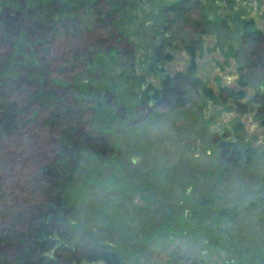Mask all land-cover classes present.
<instances>
[{
    "label": "rangeland",
    "instance_id": "rangeland-1",
    "mask_svg": "<svg viewBox=\"0 0 264 264\" xmlns=\"http://www.w3.org/2000/svg\"><path fill=\"white\" fill-rule=\"evenodd\" d=\"M211 1L203 0L204 12H214L207 8ZM236 1L264 30V0ZM219 2L224 7L232 6L230 0ZM46 3L0 0V35L5 41L0 47V67L8 63V77L15 73L18 64L31 62L34 79L49 82V92L70 99L73 96L79 102L83 122L75 124L72 133L65 131L64 150L60 143L56 149V136L49 131L34 133L33 140L27 134L28 141L9 136L0 139V177L7 176L5 169H18V164L37 160L46 168L41 178L50 183L62 182L66 170L55 160L62 157V162L77 165L71 184L64 186L61 193L53 189L48 201L50 215L56 213L61 195L64 202L59 221L53 223L62 234L56 236L55 243L71 245L84 253L113 251L118 255L117 264H264V252L243 253L233 250L225 241L211 242L206 237L211 228L204 226L205 215L199 204L210 197L213 180L225 164L218 157V143L232 142L240 150L253 145L264 148V125L250 119L252 115L259 121L255 113L258 106L247 101L252 94H264V68L249 65L251 59L234 37L230 50L216 46L223 37L208 36L205 32L199 37L197 32L176 25L172 30L174 53L168 70L182 69L191 60V55L178 45L180 39L188 44L192 39L200 41L201 49L194 53L197 74L213 92L219 85L238 89V78L246 77L248 84L241 87L244 96L238 102H221L216 97L202 98L198 92L187 89L188 102L182 108L142 107L132 111V105L138 102L129 85L119 91L106 85H123L124 76L118 74L126 65L137 63V47L132 54H122V44L117 41L112 48L87 49V56L81 60L66 61L69 49L83 50L103 32L88 11L77 15L87 32L73 43L63 46L46 31L31 38V45L19 53L14 41L23 40L19 33L21 24H28V17L34 23L37 10H44ZM106 6L107 3L103 7ZM216 13L221 15L225 11L219 9ZM155 15L147 14L146 18L153 20ZM136 20L126 26L132 29ZM136 30L139 35L143 32V28ZM218 31L223 36L228 33L222 27ZM228 53L237 55L226 57ZM240 65L245 69L238 68ZM15 79L6 82L5 90L19 91L16 94L21 106L29 111L24 116L34 123L45 112L39 101L32 99L41 86L26 77ZM234 119L241 124L235 131L231 125ZM70 140L78 144L72 151ZM32 143H37V148H32ZM34 165L33 174L39 169ZM12 198L9 196L7 202ZM79 264L105 263L82 260Z\"/></svg>",
    "mask_w": 264,
    "mask_h": 264
},
{
    "label": "trees",
    "instance_id": "trees-1",
    "mask_svg": "<svg viewBox=\"0 0 264 264\" xmlns=\"http://www.w3.org/2000/svg\"><path fill=\"white\" fill-rule=\"evenodd\" d=\"M46 1V8L37 10L34 23L31 24V18L28 17L26 20L28 24H21L19 33L23 40L14 41L19 53H23L25 47L31 45V38L40 37L46 31L54 40L61 41L63 46L73 43L87 32L77 15L88 11L103 32L100 37L88 42L83 50L69 49L66 61L81 60L87 56V49L112 48L111 45L117 41L122 44L123 50H120L122 54H132L137 47V63L126 65L118 74L124 76L123 85L121 87L114 83L106 85L115 91L125 89L129 85L138 102L132 105V111L142 107L149 110L182 108L188 102L187 89L198 92L202 98L216 97L221 102L228 100L238 102V99L244 96L241 87L248 84L246 77L238 78V89L219 85L213 92L208 82L197 74L194 53L200 47V41L192 39L188 44L184 39H180L178 45L191 55V60L182 69L171 72L168 70L167 65L172 61L174 53L175 39L172 30L176 25L197 32L200 34L199 37H203L204 32L208 36L223 37L216 46L230 50H233L231 39L234 37V40H240L245 56L251 59L249 65L259 70L264 68V30L256 26L253 17L248 15L245 8L236 0H230L231 7H224L219 4V0H212L207 4V8L214 10L213 13L203 11V0ZM105 3L107 8L103 7ZM219 9L225 13L221 15L216 13ZM151 13L156 14L153 20L146 18L147 14ZM142 14H145L144 17ZM135 19L137 20L132 29L126 26L127 22ZM220 27L226 29L228 33L220 35L218 31ZM137 28H143L140 35L137 34ZM4 42L0 35V47ZM226 55L234 58L237 54ZM30 64L31 62L18 64L15 73L8 77L5 75L8 63L0 67V139L9 136L15 139L26 138L28 141L27 134H30L33 140L36 138L34 133L49 131L48 133L56 136L54 139L56 149L59 143L62 150L67 149L62 137H65L64 133L68 131L72 133L75 124L83 122V111L73 96L71 99L56 96L49 92V82L46 83L45 80H41L42 78L34 79ZM244 67L240 65L238 68L243 70ZM4 75L6 77H3ZM16 76L26 77L32 84L38 83L41 86V90L39 89L32 99L39 101L40 108L45 112L34 123L24 116L29 111L21 106L22 101L16 94L18 90L16 89L15 93L5 90L6 82L10 79L16 81ZM262 93L252 94L247 101L257 104L256 117L263 126ZM231 125L234 131L241 127L237 119H234ZM68 142L71 151L76 149L77 143L72 140ZM32 144V148H37V143ZM217 148L218 157L224 160L225 164L220 168V175L213 180L210 197L199 202L205 215L204 226L211 228L206 237L211 242L225 241L233 250H242L243 253L251 254L257 250L264 252V148L253 145L240 150L232 142L226 141L218 143ZM228 150H231V153L228 154ZM61 158L56 159L55 163L66 170L62 182L58 180L50 183L41 178L42 174L45 175L46 168L37 160V164L33 163L35 161H27L23 165L18 164V169L7 171L5 169L7 176L0 177V264H79L82 260L86 262L102 260L105 264L119 262L118 255L113 251L84 253L71 245L55 243L56 236L61 237L62 234L58 228L53 227V223L59 221L58 214L64 202L61 195V203L56 213L50 215V211H47L48 201L53 189L61 193L64 186L71 184L72 175L77 168V165L62 162ZM33 164L39 167L34 174ZM9 196L13 197L10 203L7 202ZM194 221L196 224L199 223ZM63 236L65 237V234Z\"/></svg>",
    "mask_w": 264,
    "mask_h": 264
},
{
    "label": "flooded vegetation",
    "instance_id": "flooded-vegetation-1",
    "mask_svg": "<svg viewBox=\"0 0 264 264\" xmlns=\"http://www.w3.org/2000/svg\"><path fill=\"white\" fill-rule=\"evenodd\" d=\"M250 119H251V120L253 119L252 122L255 123V124H258L259 122H261L260 119H259V121H258V120H255V119L252 117V115L250 116ZM263 131H264V129H263Z\"/></svg>",
    "mask_w": 264,
    "mask_h": 264
}]
</instances>
